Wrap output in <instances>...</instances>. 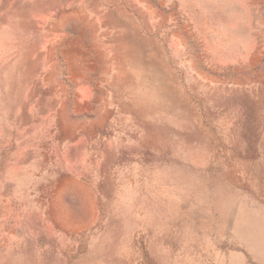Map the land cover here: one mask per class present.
<instances>
[{"label": "rangeland", "instance_id": "obj_1", "mask_svg": "<svg viewBox=\"0 0 264 264\" xmlns=\"http://www.w3.org/2000/svg\"><path fill=\"white\" fill-rule=\"evenodd\" d=\"M0 264H264V0H0Z\"/></svg>", "mask_w": 264, "mask_h": 264}]
</instances>
